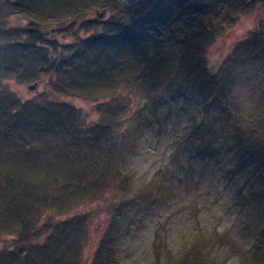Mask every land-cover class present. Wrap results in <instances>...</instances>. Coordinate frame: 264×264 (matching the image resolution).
<instances>
[{
    "label": "rangeland",
    "instance_id": "obj_1",
    "mask_svg": "<svg viewBox=\"0 0 264 264\" xmlns=\"http://www.w3.org/2000/svg\"><path fill=\"white\" fill-rule=\"evenodd\" d=\"M144 1L110 0L97 15L107 19L112 14L109 5H113L120 17L132 13ZM223 1L185 0L181 4H167L164 11L153 9L147 21L151 33L136 48L125 70L135 75L134 85L113 99L109 95L107 99L93 100L57 93L49 83V75L37 72L39 62L35 68L19 63L18 67L25 70L6 76L15 105L21 100L25 107L33 104L39 107L46 101L54 103L53 100L68 103L75 106L88 124L112 111L119 117L116 128L100 134L98 155L107 157L106 168L126 178L125 192H151L152 197L146 200L136 196L126 204L130 219L119 231L115 249L118 264H156L157 260L165 263L169 256L177 258L188 252L195 239L206 241L209 246L181 264H248L261 239L264 199H249L248 194L264 191V169L232 173L246 149L242 128L256 110L253 96L256 86L254 89L249 76L241 77L222 92L220 100L207 101L204 89L191 84L190 78L180 80L170 75L172 78L167 79L155 54L176 51L182 44L181 36L195 41L200 37L197 30L204 24L221 22L214 25L213 39L199 53L203 60L201 67L205 65L207 70L215 71L248 31L264 26V0H245L248 2L245 8L240 0H231L230 7ZM94 16L95 12L90 11L86 19ZM9 23L18 25V17ZM116 27L113 22L108 28ZM45 33L53 42L51 50H55L53 45L64 47L74 42L76 36L87 37L89 30L67 32L53 25ZM57 74L53 72L52 76ZM33 83L37 85L29 90L27 86ZM33 130L37 141L30 147L29 156L38 166L57 155L67 156L69 164L86 158L85 141L77 139L76 145L66 146L60 142L58 129L46 133L47 127L42 124ZM114 195V189L104 186L90 203H80L71 209L80 213L91 211L84 257L92 254L105 231L107 207L115 201ZM9 238L0 234V249L10 242Z\"/></svg>",
    "mask_w": 264,
    "mask_h": 264
},
{
    "label": "trees",
    "instance_id": "obj_2",
    "mask_svg": "<svg viewBox=\"0 0 264 264\" xmlns=\"http://www.w3.org/2000/svg\"><path fill=\"white\" fill-rule=\"evenodd\" d=\"M184 1L145 0L135 11L120 17L118 10L109 5L112 14L104 20L97 14L110 0L0 1V234L9 235L11 242L0 249V264H118L115 249L119 231L130 219L126 204L136 196L146 200L152 197L151 192H125L126 178L106 168L107 157L98 155L100 134L116 128L119 117L115 111L88 124L75 106L68 103L53 100L54 103L46 101L39 107L34 104L25 107L21 100L15 105L6 76L25 70L18 67L19 63L35 68L39 62L37 72L49 75L55 92L93 100L107 99L109 95L113 99L134 85L135 75L125 70L136 48L151 33L147 21L153 9L164 11L169 5ZM223 2L226 7L233 4L231 0ZM242 3L245 8L248 2L240 0ZM90 11L95 16L87 20ZM13 17H18V25L9 23ZM113 22L117 27L108 28ZM53 25L67 32L89 30V33L87 37L76 36L74 42L64 47L60 45V50L59 45H53L56 49L51 50L53 42L46 38L45 30ZM214 25L221 22L202 25L197 30L200 37L195 41L181 36L182 44L176 51L155 54L167 79L172 78L170 75L180 80L190 78L191 84L204 89L207 101L220 100L222 92L239 78H251L254 89L256 86L253 95L256 110L242 128L246 149L232 173L249 168L256 172L264 169V26L248 31L212 72L205 65L201 67L203 60L199 53L213 39ZM53 72H58L57 76H52ZM114 101L117 102L116 98ZM42 124L47 127L46 133L58 129L60 142L66 146L76 145L77 139L85 141L84 162L75 160L69 164L67 156L58 155L42 166L31 161L29 149L37 141L33 127ZM99 184L114 189L115 201L107 207L109 215L103 235L92 254L84 257L91 211L80 213L71 209L97 198L104 187ZM248 196L264 199V191H253ZM207 246L208 242L195 239L188 252L177 258L169 256L165 263L157 260L156 264L184 263ZM1 256L8 258L3 260ZM248 264H264V230Z\"/></svg>",
    "mask_w": 264,
    "mask_h": 264
},
{
    "label": "water",
    "instance_id": "obj_3",
    "mask_svg": "<svg viewBox=\"0 0 264 264\" xmlns=\"http://www.w3.org/2000/svg\"><path fill=\"white\" fill-rule=\"evenodd\" d=\"M36 85H37V83H33L32 85L27 86V88L29 90H32Z\"/></svg>",
    "mask_w": 264,
    "mask_h": 264
}]
</instances>
